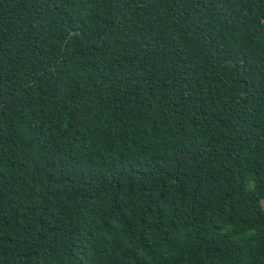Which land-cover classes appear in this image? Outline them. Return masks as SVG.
I'll return each instance as SVG.
<instances>
[{
    "label": "trees",
    "instance_id": "16d2710c",
    "mask_svg": "<svg viewBox=\"0 0 264 264\" xmlns=\"http://www.w3.org/2000/svg\"><path fill=\"white\" fill-rule=\"evenodd\" d=\"M0 264H264V0H0Z\"/></svg>",
    "mask_w": 264,
    "mask_h": 264
}]
</instances>
